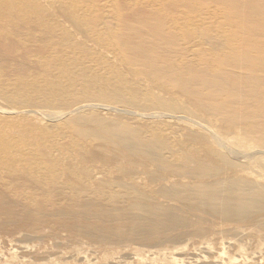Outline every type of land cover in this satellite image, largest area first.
<instances>
[{
	"label": "bare ground",
	"instance_id": "obj_1",
	"mask_svg": "<svg viewBox=\"0 0 264 264\" xmlns=\"http://www.w3.org/2000/svg\"><path fill=\"white\" fill-rule=\"evenodd\" d=\"M0 100L30 127L0 133V240L60 224L242 264L206 252L264 227V0H0Z\"/></svg>",
	"mask_w": 264,
	"mask_h": 264
},
{
	"label": "rangeland",
	"instance_id": "obj_2",
	"mask_svg": "<svg viewBox=\"0 0 264 264\" xmlns=\"http://www.w3.org/2000/svg\"><path fill=\"white\" fill-rule=\"evenodd\" d=\"M90 50L96 52V48H91ZM84 103H98L107 107V103L105 104L97 101ZM0 105V114L7 117L12 116L9 114L7 115L5 112L6 110L3 108L6 107L7 109H15L24 106H21V103L7 100H0ZM32 109L33 110L31 113L35 114L36 117L38 116L37 111H44L42 109ZM103 109V107H96L95 109L87 108L85 110L98 111ZM152 111L164 112L165 110L155 107L152 108ZM116 114L129 116L130 118L136 120V125H138L137 119L143 118L142 116L137 115L134 111L129 110L126 112L117 111ZM21 118L22 117L19 115L18 118L16 117L14 119H6L5 121H1L0 133L9 140L15 139L16 137L19 138L25 136L27 134V130L30 129V127L26 126L24 123L25 121ZM41 118H43V115ZM8 125H11V130L4 131L5 127ZM166 132H169V130ZM50 140L52 139L50 138ZM248 224H245V228L248 230L250 229V236L245 235V238L240 239L244 243V247L241 246L242 248H240V244L238 242L239 237H237L235 233L228 232L229 234L227 233L228 236L226 235L225 238H217L216 243L213 244L214 250L212 252H206V254L211 255V258L213 259H219V252H221V250L227 249V254H230V256L235 255V257L239 259L238 262L242 264H257L256 262H258V264H264V227L254 222H250ZM65 229V227L59 224L57 228V233L59 235L57 237H52L47 232H40L38 237L32 238L27 242L29 245L33 244L32 247H34L26 251L16 247L14 240H0V264H175L176 257H184V259L186 257L182 263L194 264V262H192V260L188 257L195 256L197 253V250L194 246L189 247L187 250L188 254L187 251L184 253H172L174 250L171 251L170 249L180 245V242H176L172 239L163 241H145L128 238L120 242L111 241L106 243L98 241V243L97 241L88 240L84 235L81 234L76 238H72L69 235V232ZM15 238L18 239L20 236H15L14 239ZM196 239H198V237L188 239L185 243H190ZM228 239L233 240L234 243L229 244V242H227L229 241ZM258 252L261 253L259 254ZM150 254L153 255L151 256ZM140 255L145 256L147 261L141 259L142 257ZM168 256H172L175 259V263L172 262L173 258L172 261H170L171 257L169 260ZM245 258L250 260L248 261ZM225 260L227 261V264H231L229 263L231 262L229 259L226 258Z\"/></svg>",
	"mask_w": 264,
	"mask_h": 264
}]
</instances>
